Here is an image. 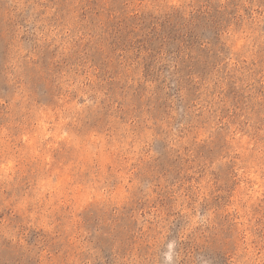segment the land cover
<instances>
[{
    "label": "rangeland",
    "instance_id": "obj_1",
    "mask_svg": "<svg viewBox=\"0 0 264 264\" xmlns=\"http://www.w3.org/2000/svg\"><path fill=\"white\" fill-rule=\"evenodd\" d=\"M0 264H264V0H0Z\"/></svg>",
    "mask_w": 264,
    "mask_h": 264
}]
</instances>
